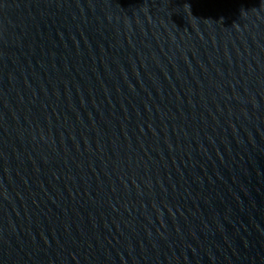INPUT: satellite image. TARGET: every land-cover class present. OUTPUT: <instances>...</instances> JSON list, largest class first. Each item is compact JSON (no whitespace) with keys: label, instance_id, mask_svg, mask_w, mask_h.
<instances>
[{"label":"water","instance_id":"water-1","mask_svg":"<svg viewBox=\"0 0 264 264\" xmlns=\"http://www.w3.org/2000/svg\"><path fill=\"white\" fill-rule=\"evenodd\" d=\"M0 264H264V0H0Z\"/></svg>","mask_w":264,"mask_h":264}]
</instances>
